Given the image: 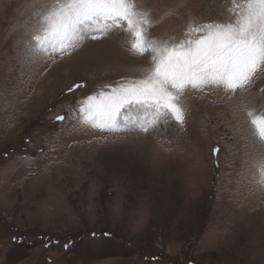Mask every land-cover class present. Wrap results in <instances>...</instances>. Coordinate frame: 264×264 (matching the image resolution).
<instances>
[{"label": "rangeland", "instance_id": "1", "mask_svg": "<svg viewBox=\"0 0 264 264\" xmlns=\"http://www.w3.org/2000/svg\"><path fill=\"white\" fill-rule=\"evenodd\" d=\"M26 2L0 0V264H264V186L245 113L264 108V73L244 92H190L183 127L110 135L77 122V101L138 78L150 56L115 32L26 60ZM138 2L159 40L183 38L192 18L226 21L232 6Z\"/></svg>", "mask_w": 264, "mask_h": 264}, {"label": "snow or ice", "instance_id": "2", "mask_svg": "<svg viewBox=\"0 0 264 264\" xmlns=\"http://www.w3.org/2000/svg\"><path fill=\"white\" fill-rule=\"evenodd\" d=\"M228 11L226 21L192 18L183 38L159 40L150 35L153 21L138 0H28L22 6V14L29 16L24 25L28 36L24 58L34 61L56 54L63 58L89 39L127 33L130 51L138 57L150 56L148 65L140 69L138 78L98 86L79 99L77 122L110 135L148 133L170 121L183 127L186 115L181 100L190 92L209 88L244 92L264 73V0H232ZM85 86L73 85L68 92ZM245 113L255 150L254 179L264 186V108L247 107ZM64 247H70V241Z\"/></svg>", "mask_w": 264, "mask_h": 264}]
</instances>
